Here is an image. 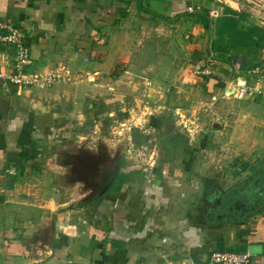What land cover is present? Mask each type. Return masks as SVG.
<instances>
[{
  "label": "crops",
  "instance_id": "0c3cea01",
  "mask_svg": "<svg viewBox=\"0 0 264 264\" xmlns=\"http://www.w3.org/2000/svg\"><path fill=\"white\" fill-rule=\"evenodd\" d=\"M114 1L0 0V22L23 32L35 80L11 81L16 51L0 43V264H191L214 251L264 264L263 136L221 127L200 137L179 118L202 97H235L236 81L264 90V76L251 74L264 54L219 58L198 77L215 58L206 32L117 24ZM60 64L69 81L47 84ZM233 158L244 167H228ZM232 171L243 188L207 185L233 181Z\"/></svg>",
  "mask_w": 264,
  "mask_h": 264
},
{
  "label": "rangeland",
  "instance_id": "374dc122",
  "mask_svg": "<svg viewBox=\"0 0 264 264\" xmlns=\"http://www.w3.org/2000/svg\"><path fill=\"white\" fill-rule=\"evenodd\" d=\"M114 3L120 9L117 15V24L129 23L133 21V18H137L139 21L136 23H142V21L147 23L161 22L169 30L181 28L183 31L190 32L191 34L189 35L193 37H198L201 32H206L209 35V43L215 45V58L213 60L217 62L219 58L227 59L230 55H246L252 57L258 63L260 57L264 54V0H115ZM174 3H178L179 8H176ZM225 7H232L238 13L235 17V28L238 35L260 37L261 42L258 45H248L247 39H243L244 42L241 44L240 41L242 39L238 37L233 42L240 44L233 45L231 35L218 37L215 34L219 20L225 14ZM211 31L213 32L211 33ZM234 87L235 97H232L233 94H226L208 98L207 100L202 97L198 103L194 102L195 104L193 103V105L197 106V104H200V108H198L196 113V108L191 109V113L186 112L188 116L182 113L179 114L180 120L186 121V123L183 122L181 128L183 127L187 132L193 129V131L199 132L200 137L207 133L214 135L216 130L225 127V130H231V134L238 135L240 132L252 130V132L261 134L264 138V104L263 107L245 104L252 100L253 97H238L236 85ZM240 120L243 122H240ZM211 146L210 150L218 158L222 156L220 158L223 159L225 151L222 149V144L215 142L211 143ZM235 146L237 148L240 147L238 145ZM103 154L106 161V151ZM233 159L232 164L228 167L232 166L233 169L244 167L241 160ZM116 161L114 160V163ZM87 164H89L88 161ZM222 164L223 162L219 161V165ZM224 167H226V162ZM232 173L236 175L233 181H226L225 184L220 181L214 182L215 184L206 181L208 184H205L210 185V187L214 186L215 189L222 187L220 191L226 188L225 185L232 183L233 187L240 184V188H243L246 177L237 176L240 174L239 171H232ZM250 190L246 192L248 203H251L252 198L255 196L253 194L254 190H251V192ZM233 197L234 199L238 198L235 194H233ZM240 202L242 205L247 203L245 201L242 202V200Z\"/></svg>",
  "mask_w": 264,
  "mask_h": 264
},
{
  "label": "built area",
  "instance_id": "2783aa9c",
  "mask_svg": "<svg viewBox=\"0 0 264 264\" xmlns=\"http://www.w3.org/2000/svg\"><path fill=\"white\" fill-rule=\"evenodd\" d=\"M25 36L23 32L10 23L0 22V43L13 46L16 51L14 74L10 77L11 81L17 85H31L35 82L27 76L26 70L32 66L33 61L31 59L30 51L24 44ZM215 67V61L209 60L204 62L198 70L196 75L201 78L211 77L213 75V69ZM70 74L68 69L63 65H58V68H54L48 74L46 79L47 84H53L55 82L69 81L67 76ZM251 74L259 77L264 76V66L254 69ZM66 77V78H65ZM236 86L239 85L238 97H259L264 103V90L259 87H251L244 82L242 85L236 81ZM122 128L116 130L118 138H122L124 135ZM191 264H255L252 256L249 253L233 252V251H214L207 262L204 263H191Z\"/></svg>",
  "mask_w": 264,
  "mask_h": 264
},
{
  "label": "trees",
  "instance_id": "16d2710c",
  "mask_svg": "<svg viewBox=\"0 0 264 264\" xmlns=\"http://www.w3.org/2000/svg\"><path fill=\"white\" fill-rule=\"evenodd\" d=\"M235 16H237L235 13H231L228 16H224L222 19L219 20V27L221 29V34L223 35H231V40L233 42V40L235 38H240L242 39L240 41V43L242 44V42H244L243 39H247L248 40V45L253 46L255 44V41L253 40V38L249 37L250 35H238V33L236 32V28H235ZM240 43H234L233 44H240ZM264 193V192H263Z\"/></svg>",
  "mask_w": 264,
  "mask_h": 264
},
{
  "label": "bare ground",
  "instance_id": "6f19581e",
  "mask_svg": "<svg viewBox=\"0 0 264 264\" xmlns=\"http://www.w3.org/2000/svg\"><path fill=\"white\" fill-rule=\"evenodd\" d=\"M242 84H243V83H242V82H240V85H242ZM236 88H237V91H236V93H237V94H239V85H237V86H236Z\"/></svg>",
  "mask_w": 264,
  "mask_h": 264
}]
</instances>
